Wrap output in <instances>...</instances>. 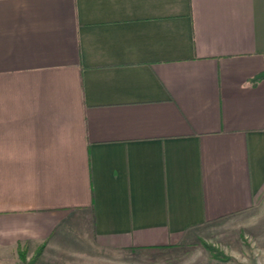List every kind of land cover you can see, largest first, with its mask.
<instances>
[{"label": "crops", "instance_id": "obj_1", "mask_svg": "<svg viewBox=\"0 0 264 264\" xmlns=\"http://www.w3.org/2000/svg\"><path fill=\"white\" fill-rule=\"evenodd\" d=\"M262 196L264 0H0V264L264 243Z\"/></svg>", "mask_w": 264, "mask_h": 264}, {"label": "rangeland", "instance_id": "obj_2", "mask_svg": "<svg viewBox=\"0 0 264 264\" xmlns=\"http://www.w3.org/2000/svg\"><path fill=\"white\" fill-rule=\"evenodd\" d=\"M259 201L264 203V196ZM137 258L133 264H264V243L245 237L231 249L201 241L181 250H144Z\"/></svg>", "mask_w": 264, "mask_h": 264}]
</instances>
